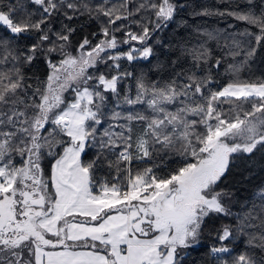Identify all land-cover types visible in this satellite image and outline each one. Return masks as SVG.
<instances>
[{
    "label": "snow or ice",
    "instance_id": "snow-or-ice-1",
    "mask_svg": "<svg viewBox=\"0 0 264 264\" xmlns=\"http://www.w3.org/2000/svg\"><path fill=\"white\" fill-rule=\"evenodd\" d=\"M219 4L173 48L178 0H0V264H264V0Z\"/></svg>",
    "mask_w": 264,
    "mask_h": 264
},
{
    "label": "trees",
    "instance_id": "trees-1",
    "mask_svg": "<svg viewBox=\"0 0 264 264\" xmlns=\"http://www.w3.org/2000/svg\"><path fill=\"white\" fill-rule=\"evenodd\" d=\"M181 4L188 5L183 8L177 15L176 21L169 25V27L159 33L163 44L171 45L173 48L177 44V42L183 41L189 38V30L194 29L199 26H204L208 30H223L227 25L232 24L235 25V29L243 30L244 25L242 23L236 22L234 20H218L217 18H205V17H196L193 18L191 16V12L194 7H198L200 5H212L216 4L218 7H222L219 4V0H178ZM183 21L187 22L185 27H178V24ZM88 31L96 30L97 24L93 21L90 25H86ZM229 31H233V29L229 28ZM194 42V41H193ZM215 46V45H213ZM174 55L172 54L171 49H166L162 45H157L156 47V56L153 57L152 63H156L157 60L161 63H168L170 59H174ZM137 69L148 67L146 62H140V64L136 65ZM226 67V65H225ZM254 70H256L257 74H264V49H261L257 55L256 62L254 64ZM29 73H36L40 75L42 78L47 73V68L42 63H38L32 69L28 70ZM220 72H224V68L219 70ZM153 78H156V74H151ZM165 76L168 75L167 72L164 73ZM233 175H229L226 179V185L237 187L236 197L243 200L246 197H249L251 193L255 190L256 186L260 184H264V170H257L255 175L250 177L249 179H245L244 175L238 173V170H233ZM245 175H247L245 173ZM234 205V209H235ZM229 220L224 217H220L218 219H214L213 223L218 226L221 223H228ZM214 243L212 239H205L204 246L192 251L191 256L189 258L188 264H202L203 258H206L208 255V248L211 244ZM244 244L243 240L237 242L235 246V251L239 252L243 249Z\"/></svg>",
    "mask_w": 264,
    "mask_h": 264
}]
</instances>
